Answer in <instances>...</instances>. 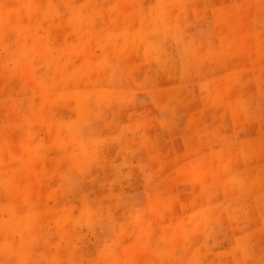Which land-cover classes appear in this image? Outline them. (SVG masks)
Segmentation results:
<instances>
[{
    "label": "rangeland",
    "instance_id": "obj_1",
    "mask_svg": "<svg viewBox=\"0 0 264 264\" xmlns=\"http://www.w3.org/2000/svg\"><path fill=\"white\" fill-rule=\"evenodd\" d=\"M0 264H264V0H0Z\"/></svg>",
    "mask_w": 264,
    "mask_h": 264
}]
</instances>
